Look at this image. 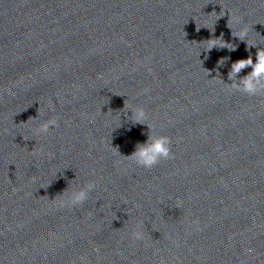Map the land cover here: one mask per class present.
I'll list each match as a JSON object with an SVG mask.
<instances>
[{
    "label": "clouds",
    "instance_id": "clouds-1",
    "mask_svg": "<svg viewBox=\"0 0 264 264\" xmlns=\"http://www.w3.org/2000/svg\"><path fill=\"white\" fill-rule=\"evenodd\" d=\"M227 26L231 29L229 24ZM199 30L200 28H197V31ZM234 36L246 42L248 45L246 50L256 47L255 44L248 43L246 40V29L241 28L238 33L234 34ZM213 48H227L230 52L235 51V46L225 41L223 39V34H221L218 38H210L208 40V47L206 51L210 52ZM256 49L255 61L253 60V55L249 51L250 54L247 58L238 59L231 64L228 72V79L231 83L225 84L230 86L229 91L235 90L247 95H256L264 92V47H257ZM223 59L224 58H221V61L218 62V64L221 63ZM246 68H250L251 71L243 77H239L242 70ZM131 118L133 123L147 125L149 132L147 134V139L142 143L138 142L135 150L127 157L134 160L137 165L149 169L158 164L161 160L174 158V154L171 149V138L166 135L153 134V125L146 123L147 114L142 107H134L131 112ZM55 126H57V120L48 119L37 126L36 133L37 135L47 133L50 128ZM115 149L117 153L121 154L118 148ZM94 188V184L87 183L83 187L73 190L69 195L61 194V198L55 201L56 205L59 208H63L65 206L72 208L73 206L80 205L87 200L89 192ZM133 236L135 239L140 240L143 238V233L142 231H134Z\"/></svg>",
    "mask_w": 264,
    "mask_h": 264
}]
</instances>
